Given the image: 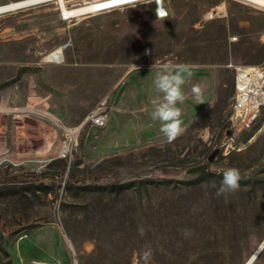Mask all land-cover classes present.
Masks as SVG:
<instances>
[{"label": "rangeland", "instance_id": "rangeland-1", "mask_svg": "<svg viewBox=\"0 0 264 264\" xmlns=\"http://www.w3.org/2000/svg\"><path fill=\"white\" fill-rule=\"evenodd\" d=\"M220 2L224 15L206 19ZM162 3L158 19L154 3L65 19L47 0L0 14V264H143L146 245L151 264H241L264 237V107L247 125L232 111L234 67L264 65V8ZM154 63L192 72L177 105L186 131L171 144L150 118ZM104 104L107 123L78 127L59 157L66 129ZM229 167L241 188L217 197Z\"/></svg>", "mask_w": 264, "mask_h": 264}, {"label": "clouds", "instance_id": "clouds-1", "mask_svg": "<svg viewBox=\"0 0 264 264\" xmlns=\"http://www.w3.org/2000/svg\"><path fill=\"white\" fill-rule=\"evenodd\" d=\"M125 2L130 8H136L138 6L147 7L156 2V0H125ZM156 15L157 19L162 18L165 12L157 7ZM153 69H155L153 84L159 95L150 99L152 106L150 118L153 122H159V132L162 134V140L171 144L186 131L182 119V108L177 105L184 104L188 99L183 86L191 79L192 72L186 64H177L175 66L165 64L162 68H158L154 63L151 71ZM191 94L197 105L203 103L204 89L199 83L192 86ZM221 173L222 180L216 191L217 197L227 196L240 190V181L244 177L238 168L229 167L222 169ZM140 231L143 234V229ZM142 259L143 264H151L153 250L150 245L145 246L142 252Z\"/></svg>", "mask_w": 264, "mask_h": 264}, {"label": "built area", "instance_id": "built-area-1", "mask_svg": "<svg viewBox=\"0 0 264 264\" xmlns=\"http://www.w3.org/2000/svg\"><path fill=\"white\" fill-rule=\"evenodd\" d=\"M85 3L90 4L92 9L84 14L99 13L127 5L125 0H89L83 4ZM157 7L165 12V17L167 10L163 3L162 6L156 4L155 14ZM223 15L224 9L217 5L205 13V18L214 19ZM260 41L264 43V34L260 37ZM233 87V118L239 123L247 125L256 117L260 109L264 107V65H242L234 67ZM108 112L109 107L107 104L98 105L95 110L85 116L77 127H83L85 124L102 127L107 123ZM73 132L71 129H66L65 136L58 151L59 157L69 156L72 149L71 134ZM68 264H79V262L75 257H72Z\"/></svg>", "mask_w": 264, "mask_h": 264}, {"label": "bare ground", "instance_id": "bare-ground-1", "mask_svg": "<svg viewBox=\"0 0 264 264\" xmlns=\"http://www.w3.org/2000/svg\"><path fill=\"white\" fill-rule=\"evenodd\" d=\"M47 0H15V1H8L6 3H0V14L9 11H15L17 9H23L35 5L37 3L45 2ZM248 3H251L256 6L264 7V0H242ZM58 5L60 15H62L65 19L71 18L77 15H81L84 13L89 12L92 9L90 4H80V5H72L67 6L66 0H55ZM163 0H156L154 2L156 4L162 6ZM219 7L224 9L223 2H220ZM61 58V50H55L51 52L49 55L46 56V60L48 61H59ZM78 127L71 129V131H76ZM264 249V237L259 241V243L254 247L252 252L248 255V257L241 263V264H253L261 252Z\"/></svg>", "mask_w": 264, "mask_h": 264}, {"label": "water", "instance_id": "water-1", "mask_svg": "<svg viewBox=\"0 0 264 264\" xmlns=\"http://www.w3.org/2000/svg\"><path fill=\"white\" fill-rule=\"evenodd\" d=\"M214 153H212L211 155L208 156V161H210L212 159ZM207 168V163L206 162H202L198 165H194L188 168V171L190 173H197V172H203L205 171Z\"/></svg>", "mask_w": 264, "mask_h": 264}, {"label": "trees", "instance_id": "trees-1", "mask_svg": "<svg viewBox=\"0 0 264 264\" xmlns=\"http://www.w3.org/2000/svg\"><path fill=\"white\" fill-rule=\"evenodd\" d=\"M0 240H1V237H0Z\"/></svg>", "mask_w": 264, "mask_h": 264}]
</instances>
